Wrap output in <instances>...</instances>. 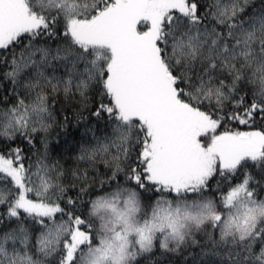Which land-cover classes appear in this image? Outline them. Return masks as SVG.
<instances>
[{"label": "snow or ice", "instance_id": "6c2138e0", "mask_svg": "<svg viewBox=\"0 0 264 264\" xmlns=\"http://www.w3.org/2000/svg\"><path fill=\"white\" fill-rule=\"evenodd\" d=\"M0 264H264V0H0Z\"/></svg>", "mask_w": 264, "mask_h": 264}]
</instances>
